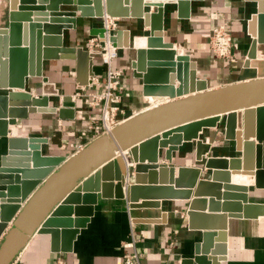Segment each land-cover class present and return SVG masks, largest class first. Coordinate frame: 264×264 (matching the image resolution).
I'll return each mask as SVG.
<instances>
[{"label": "water", "instance_id": "95a60500", "mask_svg": "<svg viewBox=\"0 0 264 264\" xmlns=\"http://www.w3.org/2000/svg\"><path fill=\"white\" fill-rule=\"evenodd\" d=\"M191 1L8 0V26L0 28V136H8L9 125H16V119L26 118L29 112H58L61 119L74 117L75 105L71 97L63 98L59 110L49 107L51 97L59 96V92L43 75V61L76 59L79 85L89 84L93 75V52L63 45V30L75 27L77 11L86 18L108 16L142 20L150 29L145 36L147 48L138 50L133 65L135 69L142 67L143 54H146V70L137 73L143 80V94L167 98L168 102L127 118L110 134L95 138L69 158L44 155L42 147L48 143L46 138H9L8 154L0 165V237L10 223L12 226L0 246V264H12L36 233L51 235L53 251L71 252L80 229L94 214L97 193L106 198L110 182L116 180V191H119L116 197H125L122 191L125 168L128 179L134 181L128 186L133 207H161V202L134 204L140 199L188 200L190 229H206L195 226L194 220L198 217L218 216H201L196 212L197 197H210L207 200L210 213H219L218 209L223 206V213L228 214L219 216L226 221L262 215L250 214L255 208L262 212L263 206L250 203L249 187L233 184L232 175H243L242 170L245 174L254 172V185L264 189V77L251 75V81L219 87L233 86L234 101L225 108H208L202 103L203 96L210 91L207 82L197 79L196 66L190 56L178 54L172 44L163 40L164 3L177 4L179 17L189 18ZM255 1L258 11L249 24L253 37L250 59L256 58L257 46L264 44V0ZM28 4L41 7H28L32 6ZM61 4L76 5V10H62ZM152 6L157 10L151 11ZM25 10H46L48 14L31 15ZM104 35L105 29L98 33L101 39ZM115 40L113 36L111 41L114 43ZM31 78L43 80L40 98L26 90ZM9 88L20 91L10 92ZM8 118L10 120H6ZM222 126L225 140L235 142V151L240 157L209 156L215 147L204 142L200 134L205 129ZM253 138L256 142L251 140ZM193 142L196 161L212 171L210 181L200 179V167L175 168L172 165L173 153L184 143ZM125 151L129 155L122 157ZM162 156L169 165L159 163ZM168 171L171 176H176L170 184L143 182L145 174L152 177L156 172ZM187 176H194L189 184L184 182ZM210 187L215 190L214 194H200ZM193 193L196 199L191 200ZM22 203H25L23 207ZM72 205L76 206L73 208ZM73 212L77 217L74 221L71 218ZM225 229L226 226L222 228ZM221 233H202L194 263H219L218 255L224 253L212 251L215 238L219 236L225 242L226 234ZM182 264H191V260Z\"/></svg>", "mask_w": 264, "mask_h": 264}, {"label": "crops", "instance_id": "0c3cea01", "mask_svg": "<svg viewBox=\"0 0 264 264\" xmlns=\"http://www.w3.org/2000/svg\"><path fill=\"white\" fill-rule=\"evenodd\" d=\"M28 5L34 8L41 7L38 4ZM60 8L74 11L76 5L61 4ZM156 10V6L151 7V11ZM8 11V0H0V28L8 26ZM257 11L255 0H192L190 17L181 18L178 15L177 4L165 2L163 40L172 44L178 54L190 56L196 66L197 79L206 81L210 89L239 82L247 75L264 77V44L257 46L255 59L249 58L253 43L249 24ZM25 12H30L31 15L48 14L45 13L46 10H25ZM107 17L86 18L77 11L75 27L63 30L65 47L83 48L93 52L91 55L93 75L90 76L87 86L79 85L76 59L43 61V75L59 92V96L51 97L49 107L59 110L63 98L71 97L75 105L74 117L61 119L58 112L37 111L29 112L26 118L16 119L17 124L8 127V136H0V165L2 158L8 154L9 138H46L48 143L42 147L44 155L69 158L98 137L96 134L97 131H101L102 108L95 106L93 100L95 95L101 94L104 90L107 66L103 62L102 47L91 40L101 41L98 33L104 29L106 21L108 20L109 23L112 19ZM113 21L112 34L116 37L114 46L118 48V56L113 61V68L123 72L118 94L122 97V107L126 112V115H120V120H126L143 109L156 107L158 102L165 99L146 97L143 94V80L137 76V73L146 70V54H143L142 67L135 69L133 65L138 58V50L147 48L145 36L150 29L145 27L140 19L121 18ZM216 25H224L232 35L231 58H218L211 49V37ZM255 28L257 31L258 26ZM252 60L258 62L257 66L253 65ZM247 64L250 66L247 67ZM92 78H96L98 83L92 84ZM42 85L41 78H31L26 90L30 91L33 97L40 98L43 95ZM9 91L20 90L9 88ZM200 138L215 147L209 156L229 158L241 156L235 151V142L225 140L223 126L203 130ZM251 140L256 142L254 138ZM159 163L170 164L163 156L159 159ZM172 165L175 168L200 167L202 168L200 179L211 180L212 171L204 169L202 163L196 161L194 142L184 143L177 152L173 153ZM123 172L122 191L125 197L122 199L116 197L119 192L116 191L118 183L116 180L110 182L111 188L108 189L106 198L101 193H97L98 201L94 205V214L89 217L85 227L80 229L71 252L53 251L51 235L36 233L12 264H123L124 257L135 252L141 255L140 264H182L190 260L191 264H196L193 260L196 256V247L202 241L203 232L226 234L225 242L219 236L215 238L212 252L224 253L218 255L220 260L218 264H264V189H257L254 185L252 174L254 172L245 174L242 170L240 172L243 175H232V183L249 187V202L263 206L262 212L255 208L250 210V214L262 215L257 218H228L226 221L223 216H219V214H228L223 213V206L218 209L219 213H210L207 204L210 197H197L199 201L196 212L201 216L218 214L211 218L195 219V226L206 228L202 230H193L189 227L187 210L190 201L188 200L140 199L134 204L161 202V207H133L128 197V186L134 181L128 179L126 168ZM144 177L145 183L170 184L176 176H171L168 171L156 172L152 177L145 174ZM193 179L194 176H187L184 182L189 184ZM192 190L195 192V189ZM214 191L210 187L200 194L211 195ZM194 195L193 193L191 200L196 199ZM24 205L25 203H22V207ZM74 206L76 205H72L73 208ZM21 210L22 208L16 216ZM71 218L72 221L77 218L74 212ZM10 226L11 223L0 237V246ZM225 226L226 229L222 230ZM210 256L208 255L207 258Z\"/></svg>", "mask_w": 264, "mask_h": 264}, {"label": "built area", "instance_id": "2783aa9c", "mask_svg": "<svg viewBox=\"0 0 264 264\" xmlns=\"http://www.w3.org/2000/svg\"><path fill=\"white\" fill-rule=\"evenodd\" d=\"M110 19V17H107ZM108 23V20L104 24L105 34L107 35L101 41L97 39L91 40V42L97 43V46L102 47V58L104 64L107 66V74L106 81L104 83V90L101 94L95 95L93 104L95 106H100L102 108V123L101 130L109 132L108 124L110 119L113 122V130L118 125H120L124 120H120V115L125 114L122 109V97L118 94V90L121 85L122 78V70L113 68V61L118 56V48L114 46V43L108 41V37H113L112 29H113V18ZM92 43V44H93ZM211 49L214 54L221 59H228L232 56V45L233 38L232 35L228 32L227 28L224 25H216L213 29L212 37H211ZM113 50L111 51V49ZM111 53V55H109ZM92 84L98 83L96 78H92ZM101 133L97 131V136ZM141 263V255L138 253L126 255L124 257L123 264H140Z\"/></svg>", "mask_w": 264, "mask_h": 264}, {"label": "bare ground", "instance_id": "6f19581e", "mask_svg": "<svg viewBox=\"0 0 264 264\" xmlns=\"http://www.w3.org/2000/svg\"><path fill=\"white\" fill-rule=\"evenodd\" d=\"M106 36L107 35L105 34L104 38ZM104 38H102V39H104ZM108 41L112 42L109 37H108ZM112 50H113V48L111 49V51ZM109 55H111V53ZM252 62H254L253 63V65L255 64L254 66H257V64H258L257 61H255V60L253 61L252 60ZM260 77H263V76H259V78ZM247 79L250 80V81L252 80V79H250V77L249 78L247 77ZM232 90H233V86H229L228 89H221V88L210 89V91H208V93H205V95L203 96L202 103L208 108H214V109L215 108H221V107L225 108V107L229 106L231 102L234 101L235 97H234V94L231 93ZM151 98H154V97H151ZM157 99H159V98H157ZM163 99H165V100L162 101V102H158L157 106H160L161 104L168 102L167 98H163ZM144 111H147V110H142L141 112H144ZM141 112H139V113H141ZM107 124H108V129H109L108 134H110L113 131V125H114L113 122H112V119H110L109 122H107ZM124 154L125 155H121V156L122 157H124V156L127 157L129 155V153H127L126 151H125ZM247 181H252V179H250V180L248 179Z\"/></svg>", "mask_w": 264, "mask_h": 264}, {"label": "rangeland", "instance_id": "374dc122", "mask_svg": "<svg viewBox=\"0 0 264 264\" xmlns=\"http://www.w3.org/2000/svg\"><path fill=\"white\" fill-rule=\"evenodd\" d=\"M247 77H250L249 75H247V76H245V77H243V78H241V80H240V82H244V81H247L248 79H247ZM148 107V104H147V106H146V108ZM122 109H123V107H122ZM124 110V109H123ZM144 110V109H143ZM125 112V111H124ZM125 115H126V112H125ZM124 115V117H126ZM102 123V122H101ZM108 133H107V131L105 130V131H102L101 130V133H100V135L99 136H102V135H107ZM98 136V137H99Z\"/></svg>", "mask_w": 264, "mask_h": 264}]
</instances>
